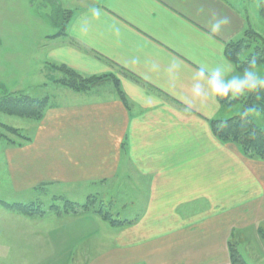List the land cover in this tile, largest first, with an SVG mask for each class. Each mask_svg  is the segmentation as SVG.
Masks as SVG:
<instances>
[{
  "label": "crops",
  "instance_id": "crops-1",
  "mask_svg": "<svg viewBox=\"0 0 264 264\" xmlns=\"http://www.w3.org/2000/svg\"><path fill=\"white\" fill-rule=\"evenodd\" d=\"M74 1L62 34L42 45L57 77L31 97L46 107L4 147L9 189L35 200L5 203L96 196L135 217L114 227L91 212L2 207L1 254L13 264H71L83 250L84 264H231L232 245L250 264L238 247L252 248L251 235L264 264V160L213 134L211 122L229 117L206 83L215 68L240 74L227 45L261 21L260 0ZM53 66L113 78L74 91L56 83L63 74Z\"/></svg>",
  "mask_w": 264,
  "mask_h": 264
},
{
  "label": "rangeland",
  "instance_id": "rangeland-1",
  "mask_svg": "<svg viewBox=\"0 0 264 264\" xmlns=\"http://www.w3.org/2000/svg\"><path fill=\"white\" fill-rule=\"evenodd\" d=\"M74 2V0H0V97L9 93L41 97L52 89L50 82L57 77V73H53L49 67L42 63V45L46 35L63 30L66 20L70 15L68 11H73L76 7ZM262 4H264V0H260L259 5L261 6ZM259 17L261 21H254L252 23V28L255 30L249 27L246 30H253L260 37L258 36L259 38L256 40L253 36L247 34L242 38L245 41V45L241 48L239 55V61L242 64H246L248 59L253 58L254 54L256 55L258 52L257 50L261 51L262 49L264 54V19H262L264 17L260 14V8ZM251 67H255L259 75L264 77V63L247 68ZM247 68L239 71L240 74ZM240 96H246V92L241 95L230 96L229 100L236 103L226 106L228 117L237 116L245 112L259 128L264 129V113L253 110L251 107H245L244 100H238ZM32 122L30 119L0 112V209L2 207H9L6 206L7 203L5 202H9L10 200L26 201L29 196V200H35V194L25 196L23 193L14 192L12 186L9 189L10 181L8 177H5L6 166L4 165V147L9 141L17 139V135L13 134L12 131H7L5 126L22 130L26 134ZM25 134H22V136H26ZM43 193L46 194V191ZM50 193L42 196V204H31L39 210L44 211L41 209L42 206L51 213L59 214L54 207L57 206L62 209L63 202L56 199L53 195L50 198ZM92 197H88L91 198L90 202L92 204L88 203L90 206L93 205L92 210L102 209L103 212L111 214L113 218L121 220L135 217L129 209L122 210L120 208L121 204H115L110 208L109 202L103 201L96 196ZM86 200L83 201L86 202ZM83 212L93 213L90 209ZM60 214L62 213L60 212ZM261 227L264 229V223ZM249 234L251 233L249 232ZM248 238L250 239L252 248L241 247L240 245L238 249L248 263L262 264V261L257 258V256L259 257L258 243L252 239L251 235ZM0 257H3L0 260V264H13L8 260L7 255L1 254V252ZM87 259H89V254L83 250L82 260L76 259L77 261L71 264H84ZM49 264L65 263L50 262Z\"/></svg>",
  "mask_w": 264,
  "mask_h": 264
},
{
  "label": "trees",
  "instance_id": "trees-1",
  "mask_svg": "<svg viewBox=\"0 0 264 264\" xmlns=\"http://www.w3.org/2000/svg\"><path fill=\"white\" fill-rule=\"evenodd\" d=\"M260 14L262 17H264V4L260 6ZM62 32L63 30L58 32L55 36L61 35ZM247 34H249V36H253L256 40L260 37L259 35L258 37L257 34H255V32L250 29L245 31L244 35ZM243 45H245L244 39L230 42L227 45V56L235 64L237 70L242 71L244 68L253 66L251 64L252 60L256 61L255 65L264 63V54L261 49V51L257 50L258 52L256 55L254 54L253 58L248 59L246 64H242L239 61V55ZM258 49H260V47H258ZM53 67L63 74L62 78L56 80V83L64 87H68L74 91H85L94 84L100 82L105 77L113 78L112 76L84 77L76 71L65 66ZM114 83L121 100H123V95L119 89L118 81L116 79H114ZM245 92L246 96H240L238 100H244L245 107H251L253 110L264 113V80L261 81V84L256 89L251 91L246 90ZM230 96L231 93H229V95L226 97H218L220 104L222 106H229L236 103L229 100ZM46 104V98H35L20 93H9L0 97V112L21 118L39 119L44 108L46 107ZM5 127L7 131H12L13 134L17 133L15 128L7 126ZM211 127L213 134L220 140L237 144L245 157L249 159L264 160V129L259 128L245 112L227 119L214 120L211 122ZM55 198L62 200L63 202L62 209L57 206L54 207L59 214L60 212L76 214L90 209L93 213L97 214L102 220L106 221L111 226L117 227L130 223L126 220L113 218L111 214L108 212H103L102 209L92 210L93 205H89V203H91V198H87L86 202L82 204L69 201L60 196H55ZM6 206L15 208L20 213L26 215L36 214L41 216L44 214V211L33 207L32 204H6ZM259 232L264 243V231L260 230ZM229 253L231 264H247L232 245L229 248Z\"/></svg>",
  "mask_w": 264,
  "mask_h": 264
},
{
  "label": "clouds",
  "instance_id": "clouds-1",
  "mask_svg": "<svg viewBox=\"0 0 264 264\" xmlns=\"http://www.w3.org/2000/svg\"><path fill=\"white\" fill-rule=\"evenodd\" d=\"M226 18L218 20L212 25V31H219L222 24H227ZM255 60L251 61L254 66ZM204 70L198 73V77H205ZM226 74L220 68H215L207 74L206 83L209 86L210 93L213 97H226L231 93L232 96L243 94L246 90L251 91L256 89L264 77H261L255 67L247 68L242 74L233 75L229 78H225ZM193 95L199 97L202 95L201 84L198 82L193 86Z\"/></svg>",
  "mask_w": 264,
  "mask_h": 264
}]
</instances>
